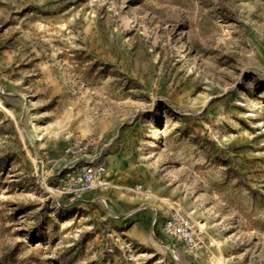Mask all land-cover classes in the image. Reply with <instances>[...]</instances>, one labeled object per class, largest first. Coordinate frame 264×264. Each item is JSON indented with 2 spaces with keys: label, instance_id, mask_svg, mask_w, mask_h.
<instances>
[{
  "label": "rangeland",
  "instance_id": "rangeland-1",
  "mask_svg": "<svg viewBox=\"0 0 264 264\" xmlns=\"http://www.w3.org/2000/svg\"><path fill=\"white\" fill-rule=\"evenodd\" d=\"M218 260L264 264V0H0V264Z\"/></svg>",
  "mask_w": 264,
  "mask_h": 264
},
{
  "label": "built area",
  "instance_id": "built-area-1",
  "mask_svg": "<svg viewBox=\"0 0 264 264\" xmlns=\"http://www.w3.org/2000/svg\"><path fill=\"white\" fill-rule=\"evenodd\" d=\"M95 144L96 138L94 136H76L71 138L66 151L71 154H81L88 157V159L79 162L76 171L72 170L67 173L73 185L80 188H91L104 182V178L108 173L107 166L96 156L89 158V153L96 149ZM137 190L150 194V190L142 188L141 185L137 186ZM164 230L168 234L181 239L190 249L197 250L203 246L199 242L202 229L194 224L191 218L184 213L171 212L164 221Z\"/></svg>",
  "mask_w": 264,
  "mask_h": 264
},
{
  "label": "bare ground",
  "instance_id": "bare-ground-1",
  "mask_svg": "<svg viewBox=\"0 0 264 264\" xmlns=\"http://www.w3.org/2000/svg\"><path fill=\"white\" fill-rule=\"evenodd\" d=\"M219 244V243H218ZM223 262H221V260H218V264H222Z\"/></svg>",
  "mask_w": 264,
  "mask_h": 264
}]
</instances>
